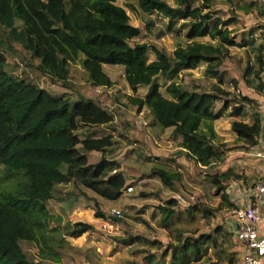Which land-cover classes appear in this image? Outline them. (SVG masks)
Listing matches in <instances>:
<instances>
[{
	"label": "trees",
	"instance_id": "16d2710c",
	"mask_svg": "<svg viewBox=\"0 0 264 264\" xmlns=\"http://www.w3.org/2000/svg\"><path fill=\"white\" fill-rule=\"evenodd\" d=\"M117 1L0 0V32L9 44L19 45L39 61L37 70L42 76L62 87L69 80V66L78 61L88 83L96 88L112 87L105 65L121 67L127 85L137 94L130 98L131 104L149 112L154 128L171 129L172 137L181 140L179 154L204 169H212V165L218 168L221 163L213 146V123L223 112L235 119L231 130L245 151L258 147L264 129L262 110L248 96L223 88L220 67L230 48L254 47L257 69L253 76L247 73L243 79L264 98V31L258 44L253 46L251 35L241 38L243 44H239L228 29L237 22V14L233 12L224 21L210 10L219 3L234 5L244 13L257 11L264 20L260 1L175 0L172 7L164 0H136L137 11L167 20V34L181 31L175 29L179 21L188 23V43L176 47L172 56L157 47L134 43L144 36V30L130 23ZM199 38H209L216 44L196 42ZM198 66H204V74L211 81L208 90L173 82L164 88L166 96L160 91L156 82L160 77H172ZM6 67L5 54L0 51V264L58 263L63 236L76 239L95 229L86 222L62 225L61 219L50 212L48 201L53 199L56 186L73 182L105 201L116 202L134 183L127 186L120 163L111 157L116 143L114 131L79 133L81 127H112L114 116L109 110L80 96H53L32 82L13 78ZM218 103L221 109H216ZM249 106L255 111L247 123L241 118ZM89 153H97L100 159L90 163ZM146 176L169 190L179 175L152 168ZM241 178L231 170L208 174L221 199L213 209L198 202L177 210L180 204L176 198L164 202L156 224L168 234L167 244L131 233L115 241L155 250L142 258L143 264H196L212 252L218 256V264H240L243 250L231 231L236 206L226 190L230 181ZM93 210L95 218L105 219L97 205ZM217 217L222 222L212 233L192 230L198 221ZM109 218L121 222L112 215ZM20 241L39 245L36 262L28 259ZM232 242L236 251L228 253Z\"/></svg>",
	"mask_w": 264,
	"mask_h": 264
},
{
	"label": "rangeland",
	"instance_id": "374dc122",
	"mask_svg": "<svg viewBox=\"0 0 264 264\" xmlns=\"http://www.w3.org/2000/svg\"><path fill=\"white\" fill-rule=\"evenodd\" d=\"M164 1L172 7L175 6V0ZM136 4V0L116 2L117 6L126 11L130 23L144 30V36L134 43L157 47L168 56H172L176 47L188 43L185 39L188 29L187 22L179 21L176 25L175 29H181L179 33L167 34L165 28L167 20L155 15L145 16L144 13L136 10ZM211 11L214 12V17L217 16L224 21L231 18L232 13L235 12L237 22L228 26L232 39L243 44L240 41L241 38L251 35L253 46L259 43L261 31H264L261 30L264 20L259 12L244 13L239 10L238 6L222 3ZM195 41L216 44L209 38H199ZM0 51L5 54L7 60L6 71L13 78L32 82L53 96L74 99L80 96L96 101L109 110L114 116L112 127L100 129L81 127L79 133L90 135L94 131L96 134L114 131L116 143L110 155L120 163V171L127 179V186L134 183L132 191H125L116 202L105 201L73 182L57 185L53 199L48 201L50 212L61 219L62 225L67 222H86L93 225L95 231L76 239L63 236L64 248L61 250L59 262L45 264H143L142 258L149 253H154L155 250L140 244L123 246L118 244L115 238H122L126 233H131L167 244L168 234L156 224L158 209L163 206L164 202L180 196L186 203L180 204L177 210H184L198 202L209 208H216L221 199L216 188L209 183L208 174L231 170L242 176L239 180L230 181L226 190L230 201L237 205L245 196L244 189L252 188L264 175L262 158L264 129L260 136L259 146L245 151L244 145L237 141L235 133L231 130V122L235 119L229 116L228 112H223L220 118L213 123L216 134L213 146L218 152L217 158L221 163L218 168L212 165V169H204L193 159L179 154L181 140L172 137L171 129L160 131L154 128L151 125L152 118L149 112L145 108L139 111L131 104L130 98H136L137 94L132 92L127 85L121 67L105 65L104 71L110 77L112 87L96 88L88 83L87 76L78 61L69 66V80L66 87H62L42 76L37 70L39 61L31 57L19 45L9 44L2 32H0ZM256 69L254 47H233L229 49V56L223 61L220 72L223 76L225 90L235 95L239 92L253 99L263 114V96L246 86L243 79L246 78L247 73H252L253 76ZM156 82L162 93L164 88L173 82L185 86L198 85L204 90H208L211 84L209 77L204 74V66L181 71L172 77H160ZM216 109H221V103L216 105ZM254 111L255 109L250 106L247 107L245 116L241 120L250 123ZM88 158L90 163H96L100 156L97 153H89ZM152 168H160L179 175L178 180L173 182L172 189L168 190L159 181L146 176ZM143 193L147 196L142 195ZM95 205L105 219L94 217ZM115 212L119 215H114ZM111 215L119 218L121 222H112L109 218ZM143 220L148 225H145ZM221 222L220 217L200 220L192 230L198 233H212ZM53 226L57 225L52 224ZM19 245L30 261L38 260V244L20 241ZM230 246L231 249L227 252H235L233 242ZM239 258L240 254H238ZM209 263L218 264L216 253H209L204 261L196 264Z\"/></svg>",
	"mask_w": 264,
	"mask_h": 264
},
{
	"label": "built area",
	"instance_id": "2783aa9c",
	"mask_svg": "<svg viewBox=\"0 0 264 264\" xmlns=\"http://www.w3.org/2000/svg\"><path fill=\"white\" fill-rule=\"evenodd\" d=\"M264 14V0H259ZM264 95V89H263ZM264 125V110L262 114ZM264 160V153L262 154ZM128 187L126 191H132ZM245 196L232 210V233L242 247L240 264H264V175L252 188L244 189ZM179 204L186 202L176 197ZM114 215H119L115 212Z\"/></svg>",
	"mask_w": 264,
	"mask_h": 264
}]
</instances>
